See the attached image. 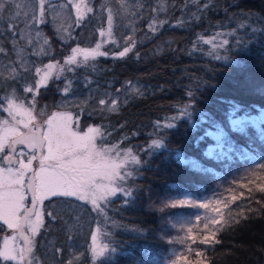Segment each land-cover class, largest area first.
<instances>
[{"label": "trees", "instance_id": "16d2710c", "mask_svg": "<svg viewBox=\"0 0 264 264\" xmlns=\"http://www.w3.org/2000/svg\"><path fill=\"white\" fill-rule=\"evenodd\" d=\"M141 2L144 9L133 53L120 59L101 57L91 62V68L66 74L74 80V96L81 102L71 110L87 107L79 117L80 127L101 126L104 143L115 144L121 152L132 149L138 156L129 164L131 175L124 184L128 192L108 198L106 218L92 209L91 224L83 223L86 239L97 223H105L108 252L101 264H150L163 257L170 247L163 231L175 209L160 213L153 209L154 203L172 196L211 198L218 188L264 163V0H198L195 4L159 0L166 10L157 22L167 23L156 32L145 31L143 25L153 18L157 1ZM0 16V30L5 33L0 41L7 47L11 35L7 25L14 20L8 12ZM116 23L122 25V20ZM85 25L94 36L100 22ZM45 31H50L54 45L57 37L50 28ZM75 31L77 37L80 31L86 33L84 26ZM122 31L123 26L117 34ZM216 33H222L217 43L229 42L216 50L219 59L209 54L212 45L200 39ZM60 45L54 49L55 58L65 53L63 45V52L58 49ZM86 78L92 81L87 87ZM128 82L138 91L133 92ZM62 86L63 81L51 82L42 95L57 103L61 98L57 89ZM105 93L119 97L117 111L98 110L97 101ZM168 123L171 126L164 127ZM153 140H159V145ZM247 183L232 204L231 216L216 226L207 245L206 264H264V182ZM49 201L68 206L63 208L68 211L74 205L91 208L76 198ZM59 220L55 218L56 223ZM74 225L73 230L80 228L79 223ZM57 227L50 231L55 236L50 250L59 260L56 264H65L73 232ZM45 232L47 226L40 234ZM40 252L42 257V247Z\"/></svg>", "mask_w": 264, "mask_h": 264}, {"label": "snow or ice", "instance_id": "6c2138e0", "mask_svg": "<svg viewBox=\"0 0 264 264\" xmlns=\"http://www.w3.org/2000/svg\"><path fill=\"white\" fill-rule=\"evenodd\" d=\"M197 2L192 0L194 4ZM11 6V0L9 3L0 0V13L8 12ZM15 9L12 19L23 17L25 27L18 30L15 23L8 24L10 49L0 42V56L8 60V63L0 60V93H3L0 94V114H6L0 115V231L4 232L0 236V264H41L35 248L36 237L45 226L44 201L54 197L76 198L89 203L106 218L102 204L125 190L124 182L131 173L126 175L122 169L129 162L138 161L132 149L121 152L116 145L106 146L101 126L80 127L79 117L87 107H79L76 112L71 110L81 102L74 96V80L66 74L81 67L91 68V62L101 57L120 59L133 53L137 46L134 34L144 4L141 0H105L99 8V16L93 0H22L15 2ZM165 10L163 6L152 9L153 12ZM97 20L100 22L96 29L99 39L94 46H80L75 30ZM117 20H128V23L119 25ZM164 23L167 21L158 24L151 18L147 28L156 32ZM42 26H51L53 34L65 47L62 59L55 58L52 42ZM121 26L131 34L118 37L117 29ZM220 35L222 33H216L207 40L200 37L204 44L212 45L209 54L216 59L220 58L216 50L229 43L227 40L217 43ZM3 36L5 33L0 30V37ZM106 45L122 50L107 49ZM136 55L138 57L139 53ZM60 81L63 86L57 91L62 99L54 105L58 110L39 107L41 90H46L51 82ZM91 83L85 79L86 87ZM131 90L138 91L134 85ZM118 99L105 93L98 99L97 108L117 111ZM170 126L171 123L164 125ZM159 143V140L152 141L154 145ZM200 207L206 209L209 205ZM48 215L52 217L51 212ZM204 227L208 228V224ZM101 234L102 229L97 224L91 233L93 259L102 255L107 247L101 243ZM67 264L73 261L68 260Z\"/></svg>", "mask_w": 264, "mask_h": 264}, {"label": "rangeland", "instance_id": "374dc122", "mask_svg": "<svg viewBox=\"0 0 264 264\" xmlns=\"http://www.w3.org/2000/svg\"><path fill=\"white\" fill-rule=\"evenodd\" d=\"M154 1V0H153ZM157 2L154 3V8H159L160 6L164 7L163 2H159V0H156ZM5 3H9V0H4ZM15 2H22V0H11L12 6L8 11V14H11L13 16L15 9ZM94 2V0H93ZM105 0H97L96 3H94L95 7L97 8V15L101 14L99 12V8L101 4H103ZM162 12H154L153 18L159 21V15ZM142 14V13H141ZM14 23L17 25L18 30L20 28H24L25 24L23 21V17H21L20 20L14 21ZM128 20H122V25L127 24ZM147 24H144L145 31H148ZM140 25V21L137 22V26ZM106 26V25H105ZM44 32L49 36L50 31H45L46 28H50L53 31V28L51 26H42ZM83 27V26H82ZM86 33L83 34V31H80L78 34V37L76 36L77 41L80 43V46L87 47L89 45L94 46V41L99 39L98 33L94 32L93 36V29L90 28L87 25H84ZM100 27V26H99ZM125 31L120 32L121 35L123 34H131L127 32V29L124 28ZM93 36V37H92ZM117 36H120L117 34ZM11 37L9 35L8 39ZM1 42V41H0ZM60 41L58 37L56 38V42L53 45V48H57V44H59ZM75 46V44H73ZM6 48L10 49V44ZM62 49V45L58 47V49ZM57 49V50H58ZM63 52V49H62ZM65 53H63L64 55ZM63 55L60 58H56L57 60L62 59ZM0 60H3L4 63H8V60L4 58L3 56H0ZM44 62H48V58H44ZM30 78V76H29ZM49 88V86H48ZM47 88V89H48ZM45 89L41 90V96L38 98L39 107H45L47 106L48 111H56L58 110L54 105L58 104V102L62 99L57 100V103L53 102L52 97L46 96L44 97L42 95V92ZM124 92H121L123 95ZM71 99V97H69ZM0 115H6V114H0ZM88 127V126H87ZM86 127V128H87ZM104 143V142H103ZM106 146H110L106 143H104ZM115 145V144H113ZM112 146V145H111ZM134 154V153H133ZM129 162L126 166V168L122 169V171L127 175V173L130 172V164ZM261 166H264V163L261 162V164L255 165L254 167H251L250 170L245 171L246 173L244 176L239 175L238 178L234 179L233 183L229 186L223 187V189L220 187L218 188V192L211 195V198L208 199H196V198H188L184 196H172L169 197L167 200L164 201H158L154 203L152 206L153 209L157 210L162 213V211H169L170 209H175L174 213L167 216V227L163 231L167 232L166 239L169 241V249L167 252L164 253V256L155 260L154 262L150 264H206V257H207V245L212 240L213 241V232L217 225H219L224 219L227 218V216H231L232 212V204L236 202L237 199H240V194L242 192V189H244L248 186L249 181L253 182L254 185H258L262 182H264V169L261 168ZM128 178V176H127ZM127 179L125 180L124 184L126 183ZM242 186V187H241ZM241 187V189L238 191L237 189ZM244 187V188H243ZM125 188V186H124ZM222 189V190H221ZM221 190V191H219ZM127 190L121 191L122 193H125ZM128 192V191H127ZM126 192V193H127ZM119 193V192H118ZM117 193V194H118ZM116 194V195H117ZM235 197V199H233ZM111 198V197H110ZM181 201H186V203L181 204ZM201 204H208V208H201ZM91 207L89 203H87ZM44 222L45 226H47V230H49L48 233L39 234L36 237V248L35 253L40 258L41 264H56L55 262L59 261L56 260V257L52 255L51 250L53 252L54 246L51 245L52 241L54 240V232H50L52 230L57 231L60 229L57 227L59 225L60 227H66L69 230H72L71 239H69V250L66 255V261L65 264H67L68 260H72L73 264H101V260L103 258H106L107 252H108V243L106 242V235L107 231L105 229V223L100 222L97 223L100 225L102 229L101 234V243L104 245H107L104 253L98 257L92 258V254L90 251V245H91V233L95 231V228L97 224L93 227L90 236L88 239L85 238V229L83 228V223L86 220L87 224H91V215L90 212L92 210L91 208H86L85 206L80 205V207L73 206V208L68 211L63 208L68 206H62L56 202H51L49 200L44 201ZM102 207L104 209L106 208V204H102ZM156 207V208H154ZM196 208L195 212H190V208ZM182 208H189V210H181ZM75 209V211H74ZM106 211V210H105ZM52 213V217H55L56 220L60 219L57 223L55 219L52 217H49L48 213ZM95 214L96 211L93 210ZM72 214L71 216L68 214ZM88 213V216H87ZM85 214V215H84ZM46 216L48 217V220L46 219ZM84 216V217H83ZM166 221V219H165ZM79 223L80 228L76 227L75 230H73L74 224ZM81 223V224H80ZM86 224V223H85ZM208 224V228H205L204 225ZM215 224V225H214ZM44 226V227H45ZM78 226V225H77ZM166 226V224H165ZM191 229V231H189ZM4 234L3 231H0V236ZM204 241V242H202ZM211 241V242H212ZM38 245H41L45 253L41 257V247ZM199 253V255H197ZM146 264V263H144Z\"/></svg>", "mask_w": 264, "mask_h": 264}]
</instances>
